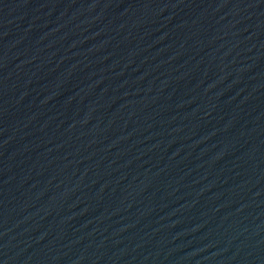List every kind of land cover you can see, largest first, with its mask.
<instances>
[{"label":"water","instance_id":"1","mask_svg":"<svg viewBox=\"0 0 264 264\" xmlns=\"http://www.w3.org/2000/svg\"><path fill=\"white\" fill-rule=\"evenodd\" d=\"M0 264H264V0H0Z\"/></svg>","mask_w":264,"mask_h":264}]
</instances>
